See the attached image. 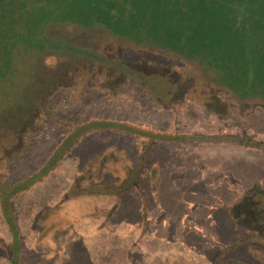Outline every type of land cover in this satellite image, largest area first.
Listing matches in <instances>:
<instances>
[{
  "label": "rangeland",
  "instance_id": "obj_1",
  "mask_svg": "<svg viewBox=\"0 0 264 264\" xmlns=\"http://www.w3.org/2000/svg\"><path fill=\"white\" fill-rule=\"evenodd\" d=\"M42 33L0 45V264H264V102L102 27Z\"/></svg>",
  "mask_w": 264,
  "mask_h": 264
},
{
  "label": "trees",
  "instance_id": "obj_2",
  "mask_svg": "<svg viewBox=\"0 0 264 264\" xmlns=\"http://www.w3.org/2000/svg\"><path fill=\"white\" fill-rule=\"evenodd\" d=\"M54 22L102 27L135 45L171 52L203 66L210 83L236 99L264 102V0H0V45L6 41L37 48L60 46L42 33ZM113 124L101 122L96 129ZM59 156L55 151L41 171L45 173ZM252 200L255 207L251 202L247 211L242 209L244 215L258 211L261 200ZM3 205L14 248L20 244L17 225L11 209L5 212ZM20 252L11 254L10 264H19Z\"/></svg>",
  "mask_w": 264,
  "mask_h": 264
}]
</instances>
